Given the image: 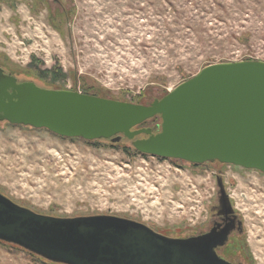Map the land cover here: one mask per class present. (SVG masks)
I'll list each match as a JSON object with an SVG mask.
<instances>
[{"label": "rangeland", "instance_id": "1", "mask_svg": "<svg viewBox=\"0 0 264 264\" xmlns=\"http://www.w3.org/2000/svg\"><path fill=\"white\" fill-rule=\"evenodd\" d=\"M250 59L264 60V0H0V66L46 87L149 104L206 65ZM95 140L0 121V192L40 213L189 236L210 227L220 175L244 221L231 250L264 264V172ZM0 264L65 263L0 240Z\"/></svg>", "mask_w": 264, "mask_h": 264}, {"label": "water", "instance_id": "2", "mask_svg": "<svg viewBox=\"0 0 264 264\" xmlns=\"http://www.w3.org/2000/svg\"><path fill=\"white\" fill-rule=\"evenodd\" d=\"M156 116V126L137 127ZM0 121L69 138L125 137L141 153L264 172V60L206 65L149 104L19 81L0 66ZM230 230L169 236L119 215L40 213L0 192V240L65 264H235L217 253Z\"/></svg>", "mask_w": 264, "mask_h": 264}, {"label": "flooded vegetation", "instance_id": "3", "mask_svg": "<svg viewBox=\"0 0 264 264\" xmlns=\"http://www.w3.org/2000/svg\"><path fill=\"white\" fill-rule=\"evenodd\" d=\"M218 178L222 179L223 186L227 193L226 196H222L221 187L219 185ZM217 183L219 186L218 202L215 203L211 208V214H210L211 225L208 229L199 233L198 232L193 233L191 235L205 233L212 230L213 228H216L217 230H222L223 228L229 225L231 227L229 238L223 245L217 247V253L221 257L235 264H244L245 261L241 258V255H239L238 250L237 251L235 250L236 252L233 253V250L237 247V244L240 242L241 237L244 236L245 234L244 225H243L244 221L241 218L240 214L235 209V206L232 203L230 195L227 192V188L223 181V177H221L220 175H218L217 177ZM232 248L233 250H231Z\"/></svg>", "mask_w": 264, "mask_h": 264}, {"label": "trees", "instance_id": "4", "mask_svg": "<svg viewBox=\"0 0 264 264\" xmlns=\"http://www.w3.org/2000/svg\"><path fill=\"white\" fill-rule=\"evenodd\" d=\"M1 65V64H0ZM4 69H5V71L7 72V73H10V74H13L14 76H16L17 78H18V80L19 81H22V80H31V79H28V78H24V79H20L19 78V76H17V75H15L14 73H12V72H10L6 67H4ZM36 83H38V82H36ZM39 84V83H38ZM39 85H41V84H39ZM41 86H43V85H41ZM46 87V86H45ZM51 88V87H50ZM155 98H159V97H155ZM154 98V99H155ZM161 98V97H160ZM153 101V100H152ZM141 103V102H140ZM143 103H145V102H143ZM151 120H154L155 122L154 123H152V125H149V126H152V127H154V126H156V124H158V123H160L161 122V117L160 116H156V117H153V118H151V119H148V120H146L144 123H142L141 125H139V126H137V127H142V126H146V122H148V121H151ZM141 136H143V135H140L139 137H141ZM145 136V135H144ZM124 139V138H123ZM99 140H104V139H99ZM95 141H97V140H95ZM136 150V152H139L137 149H135ZM139 153H141V152H139ZM142 154H144V153H142ZM145 155V154H144ZM161 159H163V157H160ZM196 165H198V164H196Z\"/></svg>", "mask_w": 264, "mask_h": 264}]
</instances>
